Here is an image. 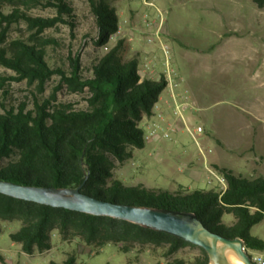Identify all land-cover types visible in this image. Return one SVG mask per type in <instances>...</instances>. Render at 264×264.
<instances>
[{
    "label": "trees",
    "instance_id": "obj_1",
    "mask_svg": "<svg viewBox=\"0 0 264 264\" xmlns=\"http://www.w3.org/2000/svg\"><path fill=\"white\" fill-rule=\"evenodd\" d=\"M96 17L99 45H107L119 28V17L107 0H88ZM264 9V0H253ZM43 7L53 18L34 17L30 10ZM22 22L37 35L9 41L13 25ZM63 24L74 32L76 16L68 0H0V66L15 73L0 75V181L22 186L75 189L97 200L123 207L195 215L210 231L229 239L239 238L245 247L264 251V242L253 237V227L264 220V178L249 180L227 168L216 167L226 190H181L175 195L143 185H127L114 175L115 163L133 158L134 149L146 147L141 122L152 118L155 105L167 88L164 78L152 83L139 73V57L124 61V42L84 68L80 54L69 51L68 70L53 69L47 46L38 35ZM59 75L72 93L84 95L86 107L41 101L9 104L11 82H38L43 90ZM264 164V159H261ZM226 215L234 221L223 222ZM20 222L10 235L27 255L53 249L52 238L78 240L97 253L112 244L124 254L146 248L165 250L168 259L186 248L199 249L191 262L175 259L167 264H210L207 252L173 235L108 216H93L53 208L0 194V222ZM2 232L0 226V234ZM0 261L4 258L0 256ZM71 254L61 264H76ZM52 264H59L52 262Z\"/></svg>",
    "mask_w": 264,
    "mask_h": 264
},
{
    "label": "rangeland",
    "instance_id": "obj_2",
    "mask_svg": "<svg viewBox=\"0 0 264 264\" xmlns=\"http://www.w3.org/2000/svg\"><path fill=\"white\" fill-rule=\"evenodd\" d=\"M76 16L74 32L69 26L59 24L38 35L42 43L54 40L47 46V61L53 69L68 70L69 51L80 54L84 68H89L101 56L124 42L120 56L124 61L139 57L152 50L162 55L156 45L146 41L143 14H155V8L145 6L141 0H107L119 17L123 36L117 42L99 45L96 17L88 0H68ZM163 13L168 42L175 56L176 66L185 79L178 91L189 90L188 101H183V119L179 130L170 128L169 140L157 137L143 150L134 149L133 158L115 163L114 175L127 185H143L175 195L181 190L217 189L218 182L205 169V161L215 159L233 169L237 175L249 180L264 178V9L253 0H152ZM34 17L53 18L52 8L38 7L30 10ZM37 35L22 22L13 25L9 41L18 38L33 39ZM0 75L15 73L0 66ZM152 83L157 79L150 80ZM9 104L29 103L39 94L41 101L55 97V103H70L77 109L86 107L84 95L74 94L62 84L59 75L46 84L11 82ZM165 90L161 99H168ZM186 103V104H185ZM184 106L188 108L184 109ZM147 132V129L141 124ZM203 129L196 137L188 129ZM219 140L226 143L222 146ZM173 143L175 151L166 164H159L155 157H147L154 148ZM255 147L254 149H252ZM194 155V166H187V156ZM182 155V154H181ZM214 169L215 166L210 165ZM233 216L226 215L223 222L230 225ZM0 264H52L63 263L71 254L77 256L76 264H167L175 259L191 262L199 249L186 248L166 259L165 250L146 248L140 252L124 254L109 244L102 250L81 244L78 240L63 242L61 236L52 238L53 249L27 255L21 245L10 235L18 232L20 222H0ZM251 234L264 242V220L253 227ZM252 256H264V251L248 249Z\"/></svg>",
    "mask_w": 264,
    "mask_h": 264
},
{
    "label": "water",
    "instance_id": "obj_3",
    "mask_svg": "<svg viewBox=\"0 0 264 264\" xmlns=\"http://www.w3.org/2000/svg\"><path fill=\"white\" fill-rule=\"evenodd\" d=\"M75 189L22 186L0 181V194L53 208L93 216H108L149 227L204 249L210 264H254L242 239H229L210 231L195 215L123 207L89 197Z\"/></svg>",
    "mask_w": 264,
    "mask_h": 264
},
{
    "label": "built area",
    "instance_id": "obj_4",
    "mask_svg": "<svg viewBox=\"0 0 264 264\" xmlns=\"http://www.w3.org/2000/svg\"><path fill=\"white\" fill-rule=\"evenodd\" d=\"M141 1L145 6L155 8L156 12L153 16L150 13L143 14V24L147 34V43L152 46H159L162 55H158L157 52L152 50L151 52L146 53L141 58H139V73L142 79L160 80L161 78H164L166 80V91L168 92L175 106L174 114L183 119V101H188L189 90L186 89L184 93L181 94L178 92L183 84H185V79L175 66V56L167 39L163 13L158 7L155 6L152 0ZM122 36L123 29L119 27L118 30L112 34L110 42H117ZM154 113L157 114L162 121L164 120L160 101L155 105ZM188 131L191 132L194 137H196L198 133L201 134L203 132V129L198 127L195 131H192L191 129H188ZM157 137L169 140L171 138L169 129H163L161 125H153L148 128V132L145 133V141L149 143L151 140ZM205 169L210 175L208 177L209 183H212L211 177H213L218 182V186L216 187L223 191L226 190V181L224 177L211 166H206ZM251 259L254 264H264V256L251 255Z\"/></svg>",
    "mask_w": 264,
    "mask_h": 264
},
{
    "label": "crops",
    "instance_id": "obj_5",
    "mask_svg": "<svg viewBox=\"0 0 264 264\" xmlns=\"http://www.w3.org/2000/svg\"><path fill=\"white\" fill-rule=\"evenodd\" d=\"M176 66V63H175ZM177 67V66H176ZM178 71L179 68L177 67ZM180 72V71H179ZM181 74V73H180ZM169 95V94H168ZM160 104L162 107V112L164 115V120L162 121L157 114H155L152 118L150 119H144L141 124L144 126V128L147 129L148 132V128H150L153 125H161L163 129H170V128H175L177 130H179L181 128V121L178 119V116H176L174 114L175 112V106H174V102L172 101L171 97L169 96L168 99H161L160 98ZM186 104V103H185ZM188 108V106H184V109ZM145 132V133H147ZM219 143L222 146H226V143L222 142L219 140ZM162 151L157 150V148H154L152 151L150 150L147 155L145 156V158H149V157H157L156 160L158 161L159 164H166L167 158L169 156H172L174 154L175 151V145L173 143L170 144H166L163 147H161ZM255 147H253L252 149H254ZM143 150V149H142ZM182 154V155H181ZM180 155H178V157L181 159L182 156L186 157V165L187 166H194L195 162H194V155L191 152H186V153H181ZM209 161H205V167L206 166H210L213 165L215 167H219V168H227L233 171V169L229 168L226 165H222L219 163L218 160H216V158L214 159H208ZM235 173V171H233ZM236 174V173H235ZM237 175V174H236ZM218 186V185H217ZM59 236V235H56ZM63 241V240H62ZM65 243L70 242V241H63Z\"/></svg>",
    "mask_w": 264,
    "mask_h": 264
}]
</instances>
